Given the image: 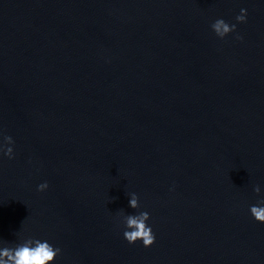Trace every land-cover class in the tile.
<instances>
[{
  "label": "water",
  "instance_id": "water-1",
  "mask_svg": "<svg viewBox=\"0 0 264 264\" xmlns=\"http://www.w3.org/2000/svg\"><path fill=\"white\" fill-rule=\"evenodd\" d=\"M220 18L237 25L224 39ZM3 136L0 247L47 240L54 264H264L250 214L264 0H0ZM143 211L148 248L123 236Z\"/></svg>",
  "mask_w": 264,
  "mask_h": 264
},
{
  "label": "clouds",
  "instance_id": "clouds-1",
  "mask_svg": "<svg viewBox=\"0 0 264 264\" xmlns=\"http://www.w3.org/2000/svg\"><path fill=\"white\" fill-rule=\"evenodd\" d=\"M237 23H246L247 9L242 8L240 14L236 16ZM236 24H229L224 19H216L211 28L220 39H224L230 33L236 32ZM236 39L242 40L240 35ZM14 140L11 136H3V143H0V153L13 158ZM48 183L44 182L37 186V191L43 192L48 188ZM254 192L259 194V185L254 187ZM129 205L132 209L139 208L138 196L135 193L130 194ZM250 214L260 223H264V199L258 201L256 205L250 206ZM150 219V214L146 211L139 214L124 215L122 222L124 225L123 236L129 244H135L141 241L145 248L151 247L156 240V236L152 228L147 223ZM61 253V249L54 247L47 240L35 238L24 239L22 243L15 246L0 247V264H54L57 256Z\"/></svg>",
  "mask_w": 264,
  "mask_h": 264
}]
</instances>
